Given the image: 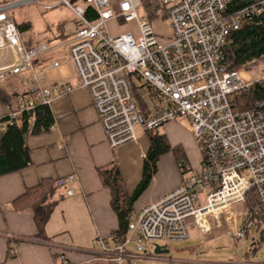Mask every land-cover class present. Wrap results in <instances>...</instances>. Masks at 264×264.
I'll return each mask as SVG.
<instances>
[{"label":"built area","instance_id":"1","mask_svg":"<svg viewBox=\"0 0 264 264\" xmlns=\"http://www.w3.org/2000/svg\"><path fill=\"white\" fill-rule=\"evenodd\" d=\"M144 1L14 0L0 4V79L25 73L32 78L28 91L6 116L40 105L51 107L57 95L75 89L69 82L45 84L46 73L58 68L59 61L40 65L69 44L78 86L89 90L111 147L137 143V127L147 131L171 121H186L202 150L200 166L189 169L179 185L131 212L124 237L113 235L103 242V252L117 264L158 259L151 250L147 254L149 248L189 239L191 225L206 237L223 228L221 214L227 222L224 231L234 242L264 225V97L249 106L243 104L244 93L264 81V70L256 77V69H250L252 79L247 80L239 69H229L225 63L231 33L263 12L264 0H249L243 6L234 4L236 0H158L159 16L166 17L171 28L166 43L159 41ZM37 2L44 9L64 6L72 11L75 24L70 37L25 44L10 12ZM88 6L94 8L96 18L87 16ZM111 20L135 22L137 29L113 35L108 28ZM73 179V174L61 177L57 186L72 195L69 184ZM61 262L69 264L64 257Z\"/></svg>","mask_w":264,"mask_h":264},{"label":"crops","instance_id":"2","mask_svg":"<svg viewBox=\"0 0 264 264\" xmlns=\"http://www.w3.org/2000/svg\"><path fill=\"white\" fill-rule=\"evenodd\" d=\"M10 1L14 0H0V4ZM10 14L12 16V12ZM49 16L51 25L39 30H35L30 21L26 22L28 26L21 32L27 46L60 42L74 32L71 10L69 15L51 10ZM53 60L59 61L60 66L46 73L45 84L69 82L75 85V89L54 98L50 107L54 128L38 132L29 130L25 134L29 163L0 176V264H62V257L69 264H117L103 252V242L108 241L119 228V218L112 205L111 188L103 183L100 170L116 165L126 190L134 192L143 177L144 157L150 140L146 131L138 127L137 143L111 147L89 90L78 86L69 57V44L45 57L40 65ZM27 83L32 84L29 73L0 79V130L6 127L4 119L7 112L13 110L18 97L28 91ZM187 127L184 123L171 121L159 129L171 146L182 148L185 167L180 166L173 151L163 154L149 186L134 202L133 211L179 185L189 169L200 166L202 150L188 122ZM69 174L74 175L69 184L74 193L67 195L63 188L58 187L49 195L48 201L54 206L42 238L38 236L33 208L36 199L25 195L41 180L56 181ZM192 229L198 231L191 225L190 238ZM212 236L217 237L214 232ZM10 248L13 249L12 255H9ZM174 262L264 264L250 257L202 260L195 257L174 259Z\"/></svg>","mask_w":264,"mask_h":264},{"label":"trees","instance_id":"3","mask_svg":"<svg viewBox=\"0 0 264 264\" xmlns=\"http://www.w3.org/2000/svg\"><path fill=\"white\" fill-rule=\"evenodd\" d=\"M248 1L236 0L234 4L243 6ZM144 6H149V3ZM87 16L96 18L97 14L92 6H88ZM27 26L28 24L24 28ZM20 30L22 31L23 28L20 27ZM225 63L229 69L256 68L260 71L263 70L261 66L264 65V11L252 16L241 28L231 33L225 48ZM136 97L140 104H143L138 92ZM261 97H264V81L255 83L249 91L244 93L243 104L249 106ZM4 120L7 124L4 129L0 130V176L18 170L29 163L25 134L29 130L38 132L49 129L53 123V115L49 106L40 105L17 115L5 116ZM19 120L21 122H18ZM159 129L146 131L150 145L144 157L142 180L134 192L129 193L126 190L116 165L100 170L103 183L111 188L112 205L119 218V228L113 233L114 236L124 237L126 235L133 204L149 186L157 172L158 161L163 154L173 151L180 166L185 167L182 165L184 161L182 148L171 146L166 135L161 133ZM56 181L41 180L36 187L28 190L27 195H25L36 199L33 208L38 226V236L42 238L45 237V224L54 206V203L49 202L48 199L49 195L58 188ZM256 231L261 232L264 237V228L258 227ZM10 254H13L12 248L9 250ZM247 257L250 256L247 255Z\"/></svg>","mask_w":264,"mask_h":264},{"label":"rangeland","instance_id":"4","mask_svg":"<svg viewBox=\"0 0 264 264\" xmlns=\"http://www.w3.org/2000/svg\"><path fill=\"white\" fill-rule=\"evenodd\" d=\"M41 3L37 2L21 5L11 10L13 19L19 26V28L22 27L25 30L26 28L24 27L27 21H30L35 30H39L41 27L50 26V23L52 21V18H50L49 16L51 10H56L57 12L64 13V15H69L70 10L64 6H58L54 9L49 10L44 9ZM147 3H149V6H145V9L151 19L153 29L158 35L159 41L161 43L168 42L169 36L171 35V28L168 19L162 15L159 16L158 10L161 8V6L158 0H145L144 5H146ZM108 28L111 34L115 35L128 29L136 30L137 24L135 22L125 23L111 20L108 22ZM261 67L264 70V65H262ZM250 71L252 70L241 68L239 69V74L242 78L250 80L252 79ZM256 71V77H258L260 70L256 69ZM136 81L138 83H141L139 82V80ZM184 126L187 127L186 121L184 122ZM136 132L138 134V127L136 128ZM212 219L213 218H211V221H213ZM221 221L223 224V228H218L213 231L217 237L212 236L213 232L211 233V235L205 237L202 236L197 230L192 229L191 238L182 241H169L168 248L170 252L165 255H159L158 259H137L131 260L130 263L128 261H125L123 264H176V262H174V259H191L195 257L200 260L228 259L234 257L244 259L247 257V255H249L250 258L256 262H264V237L262 236L261 232H258L254 229L243 240L234 242L231 237L224 231V228L226 230L227 222L225 221L222 214ZM262 228H264V225ZM207 238H209L210 240L204 242V240H206ZM254 243L255 245L253 246ZM130 248L132 249V247ZM154 248L155 246L152 245L151 248H149L147 254L154 252ZM255 248L256 250L253 251ZM177 264L195 263L185 262ZM201 264L205 263L201 262Z\"/></svg>","mask_w":264,"mask_h":264},{"label":"water","instance_id":"5","mask_svg":"<svg viewBox=\"0 0 264 264\" xmlns=\"http://www.w3.org/2000/svg\"><path fill=\"white\" fill-rule=\"evenodd\" d=\"M170 250L168 248V246L166 245H160V244H155V248H154V253L157 255H165L167 253H169Z\"/></svg>","mask_w":264,"mask_h":264},{"label":"bare ground","instance_id":"6","mask_svg":"<svg viewBox=\"0 0 264 264\" xmlns=\"http://www.w3.org/2000/svg\"><path fill=\"white\" fill-rule=\"evenodd\" d=\"M211 218H212V217H211ZM211 218H210V223L208 222L209 224H212V223H211Z\"/></svg>","mask_w":264,"mask_h":264}]
</instances>
